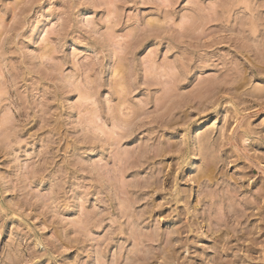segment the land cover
<instances>
[{"label":"rangeland","instance_id":"1","mask_svg":"<svg viewBox=\"0 0 264 264\" xmlns=\"http://www.w3.org/2000/svg\"><path fill=\"white\" fill-rule=\"evenodd\" d=\"M255 163L264 0H0V264H264Z\"/></svg>","mask_w":264,"mask_h":264},{"label":"bare ground","instance_id":"2","mask_svg":"<svg viewBox=\"0 0 264 264\" xmlns=\"http://www.w3.org/2000/svg\"><path fill=\"white\" fill-rule=\"evenodd\" d=\"M214 104V103H213ZM215 105H217V103H215L214 104V106ZM240 126H237L235 129H233L232 130V132H231V135L230 136H225V139H227V144L226 145H224V146H227V148L229 147V149L232 151V152H234V153H236V154H238V151L239 150H242V151H244V148L242 147V144H244L245 145V143L247 142V139H245V136L244 137H239V133H238V128H239ZM210 140H211V137L209 136V135H205L200 141H199V147H200V149L201 150H206V149H208V147H207V143H209L210 142ZM200 149L198 148L197 150H199L200 151ZM233 153V154H234ZM197 156V155H196ZM255 165V168L257 169V171L258 170H260L261 169V172H259V173H262L263 175H264V167L261 165V164H258V163H255L254 164ZM211 171H208L207 173H205V174H203V175H205V176H207L208 178L211 176ZM199 176V180L202 178H204V176ZM257 175H258V173H257ZM264 208V207H263ZM163 219H161V221H162ZM192 231V230H191ZM220 231V230H219ZM250 234V233H249ZM218 240H220V238L218 237V238H216V241L215 242H218ZM252 243L254 242V241H256V240H254V239H251L250 240ZM251 250H253V248H251ZM263 262H264V251H263ZM173 262H170V264H172Z\"/></svg>","mask_w":264,"mask_h":264}]
</instances>
